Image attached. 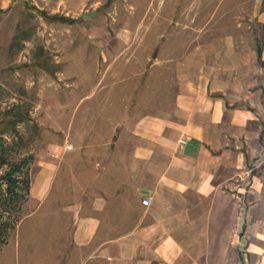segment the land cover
<instances>
[{"label": "rangeland", "instance_id": "obj_1", "mask_svg": "<svg viewBox=\"0 0 264 264\" xmlns=\"http://www.w3.org/2000/svg\"><path fill=\"white\" fill-rule=\"evenodd\" d=\"M254 1L16 0L0 17V156L21 165L29 189L20 183L6 204L0 182V223L14 224L0 264L61 258L63 237L53 233L69 223L61 208L108 195V164L122 160L115 151L123 133L171 101L184 55L213 50L210 40L225 34L264 36L251 24ZM254 155L245 177L262 180L260 197L245 182L239 205L245 226L264 231V152ZM40 182L46 195L29 199Z\"/></svg>", "mask_w": 264, "mask_h": 264}, {"label": "crops", "instance_id": "obj_2", "mask_svg": "<svg viewBox=\"0 0 264 264\" xmlns=\"http://www.w3.org/2000/svg\"><path fill=\"white\" fill-rule=\"evenodd\" d=\"M15 2L0 0V17ZM253 10L251 24L264 29V0ZM210 41L213 50L176 62L171 101L128 125L108 195L61 208L69 223L53 232L63 241L50 264H264V231L245 226L239 205L245 182L259 197L262 185L245 177V162L264 152V36ZM41 185L29 199L46 195Z\"/></svg>", "mask_w": 264, "mask_h": 264}, {"label": "trees", "instance_id": "obj_3", "mask_svg": "<svg viewBox=\"0 0 264 264\" xmlns=\"http://www.w3.org/2000/svg\"><path fill=\"white\" fill-rule=\"evenodd\" d=\"M49 18V17H47ZM15 40V37L13 38ZM15 44L14 42L10 45V47ZM23 119L18 118V121H11L10 125L14 126L16 123H22ZM5 167L6 170L0 176V182L3 183L5 186L4 194L6 195V204L13 203V200L18 198L17 189H19L20 183L24 185L26 189V193L29 189V182L27 178H20L18 175L21 172V165L20 164H8L3 156H0V168ZM26 176V175H25ZM14 228V224L1 222L0 223V245L6 244V238L10 230Z\"/></svg>", "mask_w": 264, "mask_h": 264}, {"label": "built area", "instance_id": "obj_4", "mask_svg": "<svg viewBox=\"0 0 264 264\" xmlns=\"http://www.w3.org/2000/svg\"><path fill=\"white\" fill-rule=\"evenodd\" d=\"M178 144H179L180 146H182V145L185 144V141H184V140H180V141L178 142ZM141 205H142L143 207H147V206L149 205V199H148V198L143 199V200L141 201Z\"/></svg>", "mask_w": 264, "mask_h": 264}, {"label": "water", "instance_id": "obj_5", "mask_svg": "<svg viewBox=\"0 0 264 264\" xmlns=\"http://www.w3.org/2000/svg\"><path fill=\"white\" fill-rule=\"evenodd\" d=\"M82 19H88L89 17H91V14L90 13H82L81 15Z\"/></svg>", "mask_w": 264, "mask_h": 264}]
</instances>
